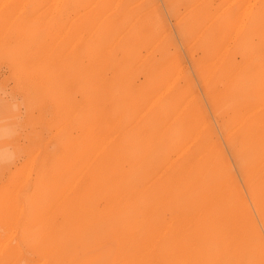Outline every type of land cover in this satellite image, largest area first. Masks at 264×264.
Wrapping results in <instances>:
<instances>
[{
    "label": "rangeland",
    "instance_id": "374dc122",
    "mask_svg": "<svg viewBox=\"0 0 264 264\" xmlns=\"http://www.w3.org/2000/svg\"><path fill=\"white\" fill-rule=\"evenodd\" d=\"M0 264H264V0H0Z\"/></svg>",
    "mask_w": 264,
    "mask_h": 264
},
{
    "label": "bare ground",
    "instance_id": "6f19581e",
    "mask_svg": "<svg viewBox=\"0 0 264 264\" xmlns=\"http://www.w3.org/2000/svg\"><path fill=\"white\" fill-rule=\"evenodd\" d=\"M121 3V2H120ZM73 24V23H72ZM181 78V77H180ZM165 81V80H164ZM175 83V82H174ZM173 89V88H172ZM170 90V89H169ZM208 93V92H207ZM165 95H167L166 93H165ZM164 96V95H163ZM162 96V97H163ZM160 97V96H159ZM159 97H158V99H159ZM155 99V98H154ZM153 101V100H152ZM157 101V100H156ZM161 102V101H160ZM160 102H158V103H160ZM156 104V103H155ZM162 106V105H161ZM147 108V107H146ZM153 108H155V107H153ZM153 108H152V110H153ZM149 110H150V108H149ZM150 112V111H149ZM162 114V113H161ZM200 133V132H199ZM202 135V134H201ZM201 140V139H200ZM192 148V147H191ZM191 150V149H190ZM189 152V151H188ZM191 153V152H190ZM191 155V154H190ZM175 164H176V162H175ZM172 166V165H171ZM4 263H6V262H4Z\"/></svg>",
    "mask_w": 264,
    "mask_h": 264
}]
</instances>
